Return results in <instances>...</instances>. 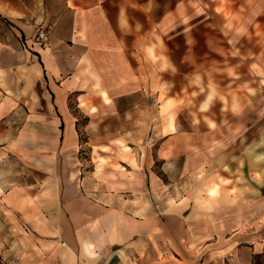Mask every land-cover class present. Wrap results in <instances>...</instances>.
<instances>
[{"label": "crops", "instance_id": "1", "mask_svg": "<svg viewBox=\"0 0 264 264\" xmlns=\"http://www.w3.org/2000/svg\"><path fill=\"white\" fill-rule=\"evenodd\" d=\"M224 1L215 7L212 41L239 42L256 0ZM199 3L0 0V264H254L264 254V241L250 235L264 232V134L256 142L262 149L249 150L242 130L226 129L216 140L212 130L182 129L162 149L171 157L157 166L148 144L133 152L135 164L86 169L74 161L89 106L95 127L111 129L109 142L132 133L115 123L130 122L122 117L130 111L124 96L146 90L139 74L152 65L138 61V44L149 51L152 42L168 41L169 26L184 31L188 11L200 15ZM217 25L227 27L218 32ZM139 109L132 122L141 129L147 110ZM237 151L260 175L234 168ZM218 162L225 185L239 191L212 201ZM187 172L199 173L191 190Z\"/></svg>", "mask_w": 264, "mask_h": 264}, {"label": "rangeland", "instance_id": "2", "mask_svg": "<svg viewBox=\"0 0 264 264\" xmlns=\"http://www.w3.org/2000/svg\"><path fill=\"white\" fill-rule=\"evenodd\" d=\"M199 2L200 15L192 16L193 11L189 10L190 25L184 31H181L180 27L169 26L168 41L152 42L149 51L144 41L138 44L142 52L146 50V56L140 51L143 57L138 50L136 51L138 61L141 64L144 62L145 65H152L151 71L146 68V72L139 74L146 90L144 92L134 90L124 96L125 101L130 99V102H125L130 111L122 117L130 116V122L126 123L123 119L122 123H115L119 126L125 123L132 133L130 135L127 133L125 138L109 142L104 134L111 129L104 128L103 132L102 128L95 127L96 124L94 125V121L91 120L94 119L92 114L94 107L89 106L90 116L83 121L88 123V131L81 129V146L78 153L80 159H74L75 163L81 160L82 168L86 169L91 168L92 163L98 168L107 164L121 167L119 160L135 164L136 155L133 152L137 151L139 146L148 144L152 163L157 166L171 157V154H165L162 149L167 144L173 146L174 140L167 142L182 129L189 133L212 130L217 135L213 137L216 140L220 139V132L224 134L226 129L238 132L242 130L248 136L249 150L254 145L255 149H262L257 147L256 142L264 134V68L262 69L261 63L264 58L261 60L258 58L259 55L264 56V0L253 2L254 7L257 5L254 8L255 13H251V10L246 12L249 21L244 20L248 28L240 35L242 38L239 42L232 43L212 41V31L214 32L212 17L217 16L215 7L225 1L199 0ZM238 10V6L232 8L233 13ZM204 14H207L209 20H205ZM220 27L227 26L217 25L214 28L219 32ZM41 29L46 32L42 26L38 27L37 32ZM46 38L40 41L41 45L49 44ZM166 49L168 54L165 56ZM143 97H149L148 105H145ZM136 104L138 113L133 111ZM139 108L147 110V123L145 128L141 129L133 126L132 122V117L141 116ZM122 132L125 134L127 131ZM214 139L206 141L205 145L212 144ZM237 143L240 145V138L237 139ZM197 146L199 144L194 148ZM239 152L233 154L234 168L242 167L245 173L260 175L257 170L248 167ZM220 166L223 168L224 163L218 162V165L212 167L210 188H215L212 201L218 200L226 189L233 196L239 191L235 184L232 187L225 185L229 180L225 179L223 170L217 169ZM187 173L189 176L186 179L188 185L186 189L191 190L199 173L195 177L191 172ZM210 188L207 190L208 193ZM256 232H251L250 235H258L256 237L264 241V232ZM254 264H264V254L256 255Z\"/></svg>", "mask_w": 264, "mask_h": 264}, {"label": "built area", "instance_id": "3", "mask_svg": "<svg viewBox=\"0 0 264 264\" xmlns=\"http://www.w3.org/2000/svg\"><path fill=\"white\" fill-rule=\"evenodd\" d=\"M37 38H38L39 40H43V39L46 38V32H45L44 29H41V30L38 31V33H37Z\"/></svg>", "mask_w": 264, "mask_h": 264}]
</instances>
